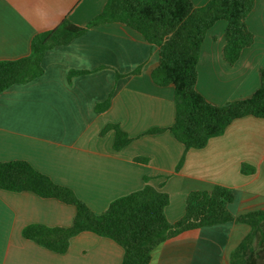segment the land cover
Returning a JSON list of instances; mask_svg holds the SVG:
<instances>
[{"label":"crops","instance_id":"1","mask_svg":"<svg viewBox=\"0 0 264 264\" xmlns=\"http://www.w3.org/2000/svg\"><path fill=\"white\" fill-rule=\"evenodd\" d=\"M106 1L0 0V60L28 56L32 37L64 18L84 27ZM192 1L196 7L208 2ZM226 25L220 20L209 29L197 64L196 88L216 105L248 97L259 86L264 0H257L247 18L253 44L234 65L221 55ZM157 61V47L118 23L93 27L47 51L41 77L0 94V163H29L70 189L94 214L145 182L169 196L165 217L170 223L183 216L189 192L216 185L233 190L232 216L264 211V119L234 120L205 147L185 150L169 131L173 88L159 87L149 76ZM71 71L89 73L69 78ZM109 96V107L96 113L95 106ZM108 125L130 139L120 151L113 149L114 131L102 132ZM154 129L161 132L151 133ZM242 165L253 173H241ZM75 212L56 199L0 190V264H120L123 249L91 232L73 237L63 254L22 236L29 225L69 227ZM249 231L237 222L188 230L158 246L150 264H231L230 253Z\"/></svg>","mask_w":264,"mask_h":264},{"label":"trees","instance_id":"2","mask_svg":"<svg viewBox=\"0 0 264 264\" xmlns=\"http://www.w3.org/2000/svg\"><path fill=\"white\" fill-rule=\"evenodd\" d=\"M256 3L257 0H208L196 7L192 0H107L102 11L84 27L64 18L56 27L32 37L28 56L0 60V94L41 77L47 51L68 44L93 27L118 23L158 48V61L149 76L155 85L173 88L175 117L169 131L185 150L201 149L209 139L222 135L234 120L246 116L264 119V70H260L254 93L222 105L209 102L196 88L200 49L209 29L217 21L226 22L221 55L229 65L236 64L254 41L247 18ZM87 73L71 71L69 78ZM109 105L110 96L95 106V112H103ZM108 130L115 133V151L130 142L118 126L108 125L102 132ZM180 166L181 162L176 169ZM241 173L252 174L253 169L242 165ZM0 190L31 192L75 207L69 227L29 225L22 230L23 238L57 254L65 253L76 235L91 232L113 240L123 249L120 264H150L153 251L182 232L237 222L248 225L250 231L230 253L231 264H264V211L232 216L228 206L234 199L233 190L221 185L210 191L189 192L184 214L175 223L165 217L169 196L147 182L140 190L111 201L101 214L92 213L70 189L55 184L22 160L0 163Z\"/></svg>","mask_w":264,"mask_h":264}]
</instances>
